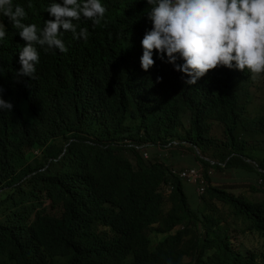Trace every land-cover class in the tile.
<instances>
[{"label": "trees", "instance_id": "trees-1", "mask_svg": "<svg viewBox=\"0 0 264 264\" xmlns=\"http://www.w3.org/2000/svg\"><path fill=\"white\" fill-rule=\"evenodd\" d=\"M103 3L101 23L82 24L87 38L65 37L69 53L52 60L31 91L10 99L12 110H0V264H191L184 258L192 252L198 253L194 264H261L246 252V258L235 257L239 248L229 234L219 235L224 226L215 211L228 205L264 238V199L211 186L207 170H250L264 189L263 113L247 119L235 98L211 95L149 103L128 77L100 94L98 105H71L59 96L78 72L94 70L105 80L120 53L135 52L146 0ZM34 112L37 128L28 130ZM213 121L224 140L208 134ZM144 140L170 146L164 150L200 146L219 159H201L198 166L209 184L202 193L194 190V201L211 200L202 213L195 215L183 189L184 180L195 183L197 176L180 179L170 163L145 159L138 147ZM32 147L39 150L37 163L30 160ZM125 153L135 156V164ZM194 160L195 166L183 168L197 169L196 154ZM150 233L161 237L151 240Z\"/></svg>", "mask_w": 264, "mask_h": 264}, {"label": "clouds", "instance_id": "clouds-1", "mask_svg": "<svg viewBox=\"0 0 264 264\" xmlns=\"http://www.w3.org/2000/svg\"><path fill=\"white\" fill-rule=\"evenodd\" d=\"M103 1L107 0H0V110H12L10 99L22 90L31 91L52 60L69 53L65 37L87 38L82 24L101 23L107 13ZM146 3L149 10L135 52L120 53L105 80L94 70L78 72L71 89L59 96L71 105H98L100 94L114 91L128 77L140 85L149 103L161 102L174 89L172 100L232 97L236 108L245 109V87L264 77V0ZM218 84L219 91L211 89ZM239 92H244L242 103ZM182 171L203 173L200 168H184L172 174L188 178L180 175ZM201 179L197 178L196 191L205 182ZM234 252L235 257H248L241 249ZM254 256L255 263L262 258L264 264V255Z\"/></svg>", "mask_w": 264, "mask_h": 264}, {"label": "rangeland", "instance_id": "rangeland-1", "mask_svg": "<svg viewBox=\"0 0 264 264\" xmlns=\"http://www.w3.org/2000/svg\"><path fill=\"white\" fill-rule=\"evenodd\" d=\"M161 82L155 81L154 84L157 85V84H160ZM211 89L219 91V84L213 85ZM245 90H246V94L249 96V102L246 103L245 105V109H246L245 113L249 116L247 117L248 119H253L256 116H258L260 113L264 112V77L252 83H249L245 87ZM176 93L177 91L172 89L171 91L168 92L167 99H171L173 96L176 95ZM5 99L7 100L8 98L6 97ZM244 99H245L244 92H239L238 102L242 103ZM66 111H70V110H66ZM57 115H61V113H57ZM31 116L33 117L34 124L33 126L26 128L28 130L37 128L35 124V118H36L35 112L31 113ZM14 124L17 127H19V124L16 121H14ZM23 133H24V130L23 131L21 130V134ZM208 134L211 137L216 139L215 142L225 139V135H224L225 133L223 132L222 126L217 121L212 122L209 128ZM14 135L16 134H10L9 138ZM32 138H23V139L32 140ZM141 143L142 144H139L138 147L143 149L144 156H147L148 154V158H145V159L155 160L157 162H161L163 160L164 162L168 164L170 163L169 168H171L174 172L178 171V169H184L183 167H186L187 166L186 164L195 166L194 154L197 155V169H199L198 166L199 165L201 166L202 164L201 159L209 160L211 163H215L216 160L219 161L218 158L212 157V151H203L200 146L196 148V146L193 145L190 148H186L185 152H183L182 150L183 146H176L173 149L164 150L163 148L170 147V146H167V147L163 146V145H166V143H163V144L156 143L155 144V143H152L151 140H144V141H141ZM150 143H151V146L147 147V145ZM170 143H177V142L169 141V144ZM30 152L32 154L30 160L35 161V156L39 155V150L36 147H32L30 148ZM125 156L129 159H133L132 163L135 164L136 158L134 155L125 153ZM35 162L37 163V161ZM207 173L208 175L211 176V179H210L211 186L218 187L220 189L227 191L228 193H234L236 195L244 196L252 200L264 199V189L261 185L262 179L260 175H258L256 172H253L250 170L238 169V168L221 167L216 170H207ZM206 184H209V183L207 182ZM252 184H254V186L257 188H260L261 190L256 189V190L251 191L250 189H251ZM195 188H196V185L194 183H191L186 180L183 181V189L187 195V200L191 204L195 212V215H197L200 212L202 213V210L200 207L201 206L203 207L204 204L209 203L211 200L204 202V201L197 199V203H195L194 201L195 200V193H194ZM163 189L164 187H161V190ZM228 207H229L228 205L221 206L219 210L215 211V215H217L218 220L221 221V224L224 226L223 228L219 229L218 231L219 235L223 236V235L229 234V237L231 238L234 248H239L249 255L254 254L256 255V258L258 259L260 254L264 251V238L256 231L251 230L250 225L248 223H245L243 220H241L236 215H234L231 209ZM47 211L53 212L51 208H47ZM4 212H5V209H3L2 206H0V214ZM216 225L218 226V223H216ZM193 229L197 230L196 227H193ZM156 236L161 237V235H153L152 233H150L151 240H154ZM196 255H198V253H194V252L190 253V256L192 257L187 256L186 258H184L185 262H190L191 264H194L195 263L194 257ZM244 264H245V261H244Z\"/></svg>", "mask_w": 264, "mask_h": 264}, {"label": "built area", "instance_id": "built-area-1", "mask_svg": "<svg viewBox=\"0 0 264 264\" xmlns=\"http://www.w3.org/2000/svg\"><path fill=\"white\" fill-rule=\"evenodd\" d=\"M181 176H184V177H190V175H192L193 177H195L196 176V174H190V173H188V172H186V171H182L181 172V174H180ZM200 174L197 172V178H200ZM201 182H202V179L200 180ZM203 185L201 184V185H199V187L197 188V191H199V192H201V191H203Z\"/></svg>", "mask_w": 264, "mask_h": 264}]
</instances>
